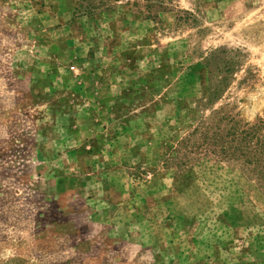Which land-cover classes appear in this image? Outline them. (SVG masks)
I'll use <instances>...</instances> for the list:
<instances>
[{
    "label": "rangeland",
    "instance_id": "1",
    "mask_svg": "<svg viewBox=\"0 0 264 264\" xmlns=\"http://www.w3.org/2000/svg\"><path fill=\"white\" fill-rule=\"evenodd\" d=\"M264 0H0V264H264Z\"/></svg>",
    "mask_w": 264,
    "mask_h": 264
},
{
    "label": "trees",
    "instance_id": "2",
    "mask_svg": "<svg viewBox=\"0 0 264 264\" xmlns=\"http://www.w3.org/2000/svg\"><path fill=\"white\" fill-rule=\"evenodd\" d=\"M253 130L255 132H259L260 136L258 138V148L260 149V156L261 159L260 162L262 161V164H264V122L260 121L255 127H253Z\"/></svg>",
    "mask_w": 264,
    "mask_h": 264
}]
</instances>
